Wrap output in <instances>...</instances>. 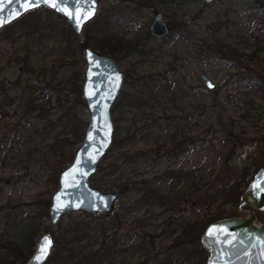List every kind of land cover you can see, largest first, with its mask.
Returning a JSON list of instances; mask_svg holds the SVG:
<instances>
[{
	"label": "trees",
	"instance_id": "obj_1",
	"mask_svg": "<svg viewBox=\"0 0 264 264\" xmlns=\"http://www.w3.org/2000/svg\"><path fill=\"white\" fill-rule=\"evenodd\" d=\"M158 1L162 4L166 0H126L124 3L130 5L123 3L115 6L113 3L100 8L97 17L86 26L83 39L77 38L66 21L54 12L40 9L26 15L30 17L29 25L34 28L30 31L31 37L43 32H47L50 39L59 37L62 43H66L64 52L68 58L65 60L64 53L60 54L61 58L58 62L39 68L30 60L28 54L18 62L21 65V73L14 80L15 84L6 86L0 83L1 118H7L11 109L14 110V114L21 113L22 117L21 120L15 121L14 126L8 128L4 135L0 134V144L12 146L17 143L21 148H26L25 151L15 154L13 147L9 149H5L6 146L0 147V172L2 170L14 174L16 170L19 172L16 182H14L15 176L8 178L0 174V264H25L31 258L36 241L42 232L51 236L55 248L46 264L207 263L209 257L208 251L202 244L203 234L209 225L227 217L225 209L227 205L241 203L250 180L264 167L263 162H257L255 159L238 167L229 165L227 156L222 165L209 166L208 171L204 169L188 171L181 167L176 170L168 169L153 177H143L139 182L131 184L133 188H129L130 183L115 184L106 181L105 178L123 173L121 169L127 162H132L131 157L125 154L115 159L117 160L115 163L102 167L100 171H106L103 175L104 179L95 178L93 181L105 191H111V188L117 186L120 188V197L125 196L128 191L135 193V201L132 205H124L120 212L110 217L91 218L78 213L68 215L66 218H69V221L66 224L63 220L57 226L45 224V221L50 219L51 192L59 185L60 174L73 162L88 125L86 122H79L75 113L78 106H85L81 95L85 64L81 60L80 52L86 48L92 47L121 63L130 60L124 73L126 89L122 90L112 110V115L116 111L119 114L115 119L117 124L128 120V117L124 116L128 111L135 109L142 112L134 118L131 117V123H143L145 120L149 122L140 132L144 133L151 128L165 125L167 127L165 135L158 137L155 142L157 158L161 151H164L165 157L169 156V159L177 160L198 148L196 146L199 144V139L192 137L190 133L186 134L187 130H191L190 126L174 127L175 118L155 107L163 93L172 94L183 100V103L192 102L190 98L193 96L194 100L197 89L183 88L180 76L175 83L178 87L176 92H174L176 86L169 91L171 80L167 75L162 76L160 73L147 75L146 71L140 70L145 58L150 54L143 51L146 50V43L142 44L138 35L140 31L138 24L144 12L158 14L156 9ZM233 1H238V7H243L250 14L259 15L262 21L257 26L264 25V0ZM246 2L251 4L250 7L245 5ZM43 13L48 16L47 20L43 18ZM135 17L140 19L138 18L137 21ZM117 28H123L120 31L121 36L113 32ZM143 30L145 31L146 27ZM183 33H177L178 37L169 35L165 39H173V37L184 39L186 37ZM152 37L148 33L145 40H151ZM41 40L44 42L43 38ZM259 40L256 43L264 55V42ZM218 48L222 59H226L225 52H235L232 47L231 50H225L218 45ZM132 57H140V63L133 64ZM227 62L228 65L234 66L231 60ZM235 66L239 67V64ZM25 75L29 77L24 80ZM43 76L44 80H42ZM31 78H36L39 83L34 84ZM47 107H50L51 111L56 110V113L49 114ZM147 111H151L149 118L147 116L150 114ZM117 133L113 141L114 149H122L133 144L135 134H131V129L125 136L122 132L119 134L117 131ZM4 150L7 153L2 157ZM13 155L19 157V163L13 159ZM28 162L31 165L25 166ZM157 164L158 159L155 160V165ZM34 169L40 174H35L37 178L38 176L47 178L46 183L50 184L47 192L29 201L5 199V187L19 185L26 177L32 176ZM121 176L123 178V175ZM163 183L164 189L161 188ZM193 199L195 202L188 217L181 216L176 219L172 214V218H165L164 228L169 235L168 239L172 241L170 248L162 249L163 244L156 242L159 239L163 240L157 232L160 231L161 234L166 231L153 225L150 227L152 229L148 230L150 219L148 217L134 216L130 222L132 227H124L126 217L140 210L146 209L144 213L147 215L153 208L164 209L171 205L176 208L183 202H190ZM150 216H155V219L159 217ZM155 219L153 221H157ZM150 232H154L155 235ZM92 240H102L100 247L94 249ZM185 245L187 248L182 249ZM165 248L166 250L173 248V251L164 256ZM176 258H182V261L178 263Z\"/></svg>",
	"mask_w": 264,
	"mask_h": 264
},
{
	"label": "rangeland",
	"instance_id": "obj_2",
	"mask_svg": "<svg viewBox=\"0 0 264 264\" xmlns=\"http://www.w3.org/2000/svg\"><path fill=\"white\" fill-rule=\"evenodd\" d=\"M125 1L115 0L113 3L116 6L122 5ZM246 1L254 2L256 0ZM237 2L233 0H215L213 3L208 4L205 0H166L161 4L158 1L157 13L162 14L165 22L168 24L170 29L169 35L178 37L177 33L182 34L184 31L183 36L186 37L184 39L180 37L179 39L174 37L173 39H157L152 37L153 39L151 40H145L146 35L150 33V26L157 14L144 12L138 24L140 29L138 35H140L142 44L146 43V50H143L144 53H149L150 56L145 58L144 63L140 66V70L146 71L147 75L151 73L152 75L158 73L162 76L167 75L171 80L169 91L172 90V87L176 86L175 83L180 76L183 88L190 90L193 88L197 89L194 100L193 96L190 98L192 102L185 101L183 103V100L180 98L172 94L163 93L160 102L155 107L157 110L164 111L169 116L175 118L174 127L190 126L191 130H187L186 134L190 133L192 137L199 139V144L196 146L198 148L185 156H181L177 160L169 159V156L165 157L164 151H161L157 158L155 155L157 152L155 142L158 137L165 135L167 127L165 125L158 126L142 133L140 132L142 128L146 127L149 123L147 120L143 121V123H131V117L134 118L135 115H139L142 111L140 112L135 109L128 111V114L124 116L128 117V120H124L120 124H117L115 121L119 116L116 111L112 115L115 125L114 138L117 137V131H119V134L122 132L125 136L127 131L131 129V134H135V140L132 145L123 147L122 149H114L112 146L102 160L97 174L92 177L94 187L108 193H120V188H117V186L111 188V191H105L104 188L96 186L93 180L95 178L104 179L103 175L106 171H100L102 167H107L109 163H115L117 161L115 159L125 154L127 157H131L132 162H127L121 169L123 173H119L114 177L112 175L109 177L105 176V178L107 179L106 181H112L115 184L130 183L129 188H133L131 184L139 182L143 177H153L155 174L163 173L168 169L176 170L181 167L188 171H192L193 169H196V171L200 169L208 171L209 166L222 165L227 156L229 165L232 166L242 167L244 163L247 164L255 159L257 162H263L264 164V55L256 43L258 39L264 42V25L261 27L257 26L262 21L259 15L255 13L250 14L243 7H238ZM247 2L245 5L250 7L251 4ZM106 6L102 4L101 8ZM26 15L21 20L0 30V83H4L6 86L15 84L13 83L14 80L21 73V65L18 62L22 61L28 54H30V60L39 68L53 64L55 61L58 62V59L61 58L60 54L64 53L65 60L68 58L64 52L66 43H62L59 37H55L58 39H50L47 32L37 34L33 38L31 37L30 31L34 28L29 25L30 17ZM42 15L47 20L48 16L45 13ZM138 18L135 17L137 21ZM145 27L146 30L144 31ZM122 29L117 28L113 32L121 36L120 31ZM37 38L40 40L36 41ZM41 38L44 39V42ZM218 45L225 50H231L232 47V50L236 53L232 51L225 52L226 59H222L219 54L220 49ZM75 52L79 54L78 51ZM83 52L84 50L80 54L81 60L84 63ZM131 60L135 64L140 63L141 58L132 57ZM227 60H231L234 66L228 65L229 62ZM117 62L121 70L126 73L130 60L128 59L122 63ZM238 64L239 67L235 66ZM171 72L174 74H171ZM202 75H206L211 79L216 86L214 90L206 88L201 79ZM28 77L29 75H25L23 79L25 80ZM42 80H44V76ZM31 81L34 84L39 83L36 78H31ZM125 89L126 86H123L122 90ZM177 89L178 87L176 86L174 92ZM65 99H67L66 96ZM167 103L169 104L166 105ZM46 109L49 114L50 112L51 114L56 113V110L51 111L50 107ZM150 112L147 111L149 114ZM8 113L7 118H1L0 114L1 135H4L9 130L8 128L14 126L15 121L22 119L21 113L19 115L14 114L13 109L8 111ZM75 113L79 122H89V113L85 106H78ZM51 117L55 118L52 115ZM149 117H151V114L147 116V118ZM47 133L49 132L47 131ZM5 146L4 143L0 144V147ZM9 147L14 148L15 154L20 151L23 152L26 149L25 147L21 148V145L17 143H14L12 146L8 145L5 149H9ZM6 153L7 151H2V157ZM13 159L19 163L18 156L15 155L14 157L13 155ZM156 159H158L157 165H155ZM22 160H25V158H22ZM29 165H31L30 162L25 164V166ZM37 171L34 169L32 176L29 175L26 179L23 178L25 180L21 181L19 185L13 184L5 187V199L11 198L15 201H29L38 197L39 194L44 195L50 184L46 183V181L48 182L47 178H39V176L37 178L35 174L40 175L36 173ZM250 171L252 173L251 168ZM0 174L8 178L15 176L14 182L19 177L18 170L15 171V174L8 172V170H2ZM256 174H254L250 182ZM121 175H123V178ZM58 187L59 185L55 188L56 190H52L50 198L57 191ZM164 187L165 184H161V188L164 189ZM134 195L135 193L128 191L125 196H121L117 202L115 211L111 215L120 212L124 205H132L135 201ZM193 202H195L194 199L190 202L185 201L176 208L172 205V208H170L171 206L164 209L153 208L147 215L144 213L146 209L140 210L138 213L126 217L127 221L124 227H129L131 220L135 216L150 218L148 230L152 229L150 228L151 225L154 227L158 226L159 229H165V218H172V214L176 219L181 216H184V218L188 217ZM241 203L233 206L227 205L225 207L227 210L226 218H230L231 216L239 218L250 217L249 209H251V205L242 206ZM241 207L243 208L242 210L240 209ZM150 215H157L159 217H156L157 221H153L155 216L151 217ZM100 216L106 215L91 218H98ZM66 217L62 219L65 224L69 221V218ZM257 218L264 224V212H257ZM45 224L50 225V219H47ZM56 229L58 228L56 227ZM58 232L59 230L56 233ZM150 233L155 235L154 232ZM157 233L163 240L159 239L156 242L163 244L161 246L162 249L169 247L172 241L168 239L169 235L167 231L161 234L160 231ZM43 234L48 233H40L39 238ZM101 241H91L94 249L100 247ZM186 248L187 245L182 246V249ZM53 250H55L54 243ZM171 251H173V248L171 250H166L165 248L163 255H169ZM182 258H176L178 263L182 261Z\"/></svg>",
	"mask_w": 264,
	"mask_h": 264
},
{
	"label": "water",
	"instance_id": "obj_3",
	"mask_svg": "<svg viewBox=\"0 0 264 264\" xmlns=\"http://www.w3.org/2000/svg\"><path fill=\"white\" fill-rule=\"evenodd\" d=\"M115 0H0V30L23 16L39 9L61 16L83 39L85 27L98 15L101 5ZM215 0H205L211 4ZM170 33L162 14H157L150 26V34L164 39ZM86 64L82 83V99L89 113L83 142L75 152L73 162L60 174L59 187L51 197L50 222L57 226L69 214L83 213L90 217L110 216L120 199L119 193L104 192L93 186L92 177L113 146L115 125L112 108L118 101L125 82V74L115 59L99 51L86 48ZM201 79L209 90L216 88L206 75ZM251 205L246 218H227L208 226L202 244L209 252L207 264H264V224L257 212H264V168L259 170L242 196L241 205ZM44 241L50 243L45 247ZM53 242L43 234L36 243L31 258L25 264H46L52 255Z\"/></svg>",
	"mask_w": 264,
	"mask_h": 264
},
{
	"label": "snow or ice",
	"instance_id": "obj_4",
	"mask_svg": "<svg viewBox=\"0 0 264 264\" xmlns=\"http://www.w3.org/2000/svg\"><path fill=\"white\" fill-rule=\"evenodd\" d=\"M35 2H36V0H33V3H35ZM43 243H44V246L46 247L50 242L49 241H44Z\"/></svg>",
	"mask_w": 264,
	"mask_h": 264
},
{
	"label": "bare ground",
	"instance_id": "obj_5",
	"mask_svg": "<svg viewBox=\"0 0 264 264\" xmlns=\"http://www.w3.org/2000/svg\"><path fill=\"white\" fill-rule=\"evenodd\" d=\"M156 16V15H155ZM117 62V61H116ZM118 63V62H117ZM258 212H262V211H258ZM259 220V219H258ZM259 222H261V221H259ZM204 235V234H203ZM203 237V236H202Z\"/></svg>",
	"mask_w": 264,
	"mask_h": 264
},
{
	"label": "flooded vegetation",
	"instance_id": "obj_6",
	"mask_svg": "<svg viewBox=\"0 0 264 264\" xmlns=\"http://www.w3.org/2000/svg\"><path fill=\"white\" fill-rule=\"evenodd\" d=\"M241 210L243 209L242 207L240 208ZM250 210V209H249ZM231 217H234V216H231Z\"/></svg>",
	"mask_w": 264,
	"mask_h": 264
}]
</instances>
